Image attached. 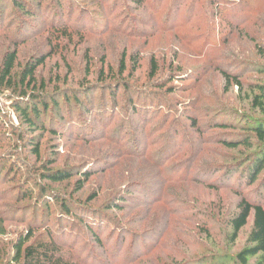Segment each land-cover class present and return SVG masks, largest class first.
<instances>
[{
    "label": "rangeland",
    "instance_id": "374dc122",
    "mask_svg": "<svg viewBox=\"0 0 264 264\" xmlns=\"http://www.w3.org/2000/svg\"><path fill=\"white\" fill-rule=\"evenodd\" d=\"M17 2L0 0V262L29 237L65 264H264L238 257L254 211L235 240L229 223L264 206V173L234 170L261 145L264 0Z\"/></svg>",
    "mask_w": 264,
    "mask_h": 264
},
{
    "label": "trees",
    "instance_id": "16d2710c",
    "mask_svg": "<svg viewBox=\"0 0 264 264\" xmlns=\"http://www.w3.org/2000/svg\"><path fill=\"white\" fill-rule=\"evenodd\" d=\"M19 3L20 0H18L17 5H20ZM5 64V74L10 75L14 67V56H7ZM34 70L35 67L32 68V73L34 72ZM47 108L48 103H44L43 110H40L39 107H33L32 109L35 111L32 112H30V109H28V107H22V113L25 115V118L30 125H37V117L43 116ZM255 133L257 134L261 145L258 151H256L252 156L253 159L250 166L245 165L246 167H243V163L240 167H234L235 173L245 171L243 173L247 174V179L249 180L250 184L256 182L259 179L260 175L264 173V123L263 125H259L255 128ZM231 144L233 146L238 145L236 143ZM49 174V177L54 181L61 180L68 176L62 171H56ZM262 185V187L264 188V177ZM115 207L119 208L120 206L116 203ZM252 211H254V226L252 228V231L250 232L247 246L244 247L238 254V257L243 263H247V259L250 256L261 254L264 258V206L261 203L253 204L244 198L240 201L238 205V211L231 217L229 222L232 229V238L233 240H235L241 230L247 225ZM87 223L89 228L93 230L95 226L93 222L88 221ZM28 240L29 237L26 239H20L19 243H17V255L13 261V264L66 263L63 255L58 254V247L53 244V241H50V243H41L40 246L31 244L23 249V246ZM0 264L3 263L0 262Z\"/></svg>",
    "mask_w": 264,
    "mask_h": 264
}]
</instances>
